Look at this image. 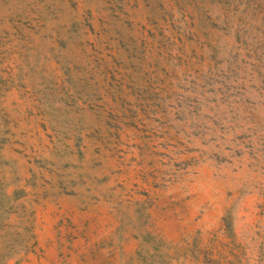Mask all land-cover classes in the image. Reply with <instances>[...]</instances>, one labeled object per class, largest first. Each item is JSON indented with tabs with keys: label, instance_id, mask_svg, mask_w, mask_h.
I'll list each match as a JSON object with an SVG mask.
<instances>
[{
	"label": "rangeland",
	"instance_id": "374dc122",
	"mask_svg": "<svg viewBox=\"0 0 264 264\" xmlns=\"http://www.w3.org/2000/svg\"><path fill=\"white\" fill-rule=\"evenodd\" d=\"M0 264H264V0H0Z\"/></svg>",
	"mask_w": 264,
	"mask_h": 264
}]
</instances>
